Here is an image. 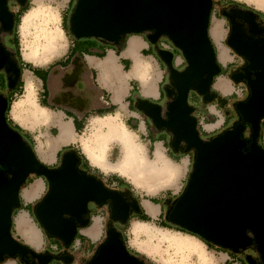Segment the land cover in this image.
I'll return each mask as SVG.
<instances>
[{
	"label": "water",
	"instance_id": "water-1",
	"mask_svg": "<svg viewBox=\"0 0 264 264\" xmlns=\"http://www.w3.org/2000/svg\"><path fill=\"white\" fill-rule=\"evenodd\" d=\"M25 1L19 0L21 5ZM211 12L212 0H74L67 27L74 39L95 38L116 44L122 42L124 35L155 30L146 39L155 45L154 53L161 64L170 70L168 84L176 96L168 105L167 120L161 119L160 107L150 101H139L137 107L154 121L156 129L167 128L174 133V147L183 142L186 151L193 149L195 153L194 171L185 190L170 207L167 219L200 233L207 242L234 252L253 246L264 264V149L257 142L260 120L264 118V40L256 38L264 35V29L259 28L250 12L233 14L237 22L228 45L247 58L255 79L249 82V98L236 104L242 123L202 140L196 131V121L189 118L193 109L188 107V96L190 91H195L210 101V86L220 73L209 29ZM14 23L15 17L9 13L6 0H0V24L11 32ZM244 25L248 26L247 31ZM162 34L168 35L173 48L186 56L190 67L183 74L172 69L174 53L157 45ZM79 60L80 57L74 58V72L71 68L65 75L68 86L77 80ZM5 68L10 73L6 76L7 89L13 90L21 69L10 61L9 53L0 44V69ZM7 109V98L0 94V262L5 257L26 254L43 264L56 259L52 255L36 254L11 235V213L20 207L19 189L30 173L50 182L49 192L38 205L36 215L45 231L66 240V246L76 233V225L64 216L74 218L81 227L86 226L90 201L103 205L109 200L111 219L120 222L127 221L129 206L138 208L132 198H124L106 189L94 177L79 173L77 157L71 150L63 153L57 170L38 165L31 144L8 124ZM244 123L251 128L249 150L241 138ZM247 229L254 232L255 238L245 235ZM107 233L108 239L90 264H139L124 250L116 228L110 226ZM245 261L257 264L249 255Z\"/></svg>",
	"mask_w": 264,
	"mask_h": 264
},
{
	"label": "clouds",
	"instance_id": "clouds-1",
	"mask_svg": "<svg viewBox=\"0 0 264 264\" xmlns=\"http://www.w3.org/2000/svg\"><path fill=\"white\" fill-rule=\"evenodd\" d=\"M71 0H27L21 5L19 0H6V6L13 16L19 17L18 23H14L12 31L8 32L0 24V44L7 53L16 55L17 49L10 47L8 40L15 37L19 45V60L26 65L22 69V89L15 93L5 113L6 118L23 133L31 137L30 145L38 165L52 168L60 165L59 149L49 152L48 139L59 138L52 135L48 127L50 120L57 116H63L67 123V112L72 111L76 119L82 121V128L75 130L73 119L74 138L63 144L62 147H73L83 160L87 162L90 171L89 176H95L101 184L111 191H128L132 199L140 208V214L130 215L126 222L111 219L112 211L107 205H99L90 201L89 211L85 218L88 223L84 228H90L95 221L104 223V232L95 240L90 241L96 249H99L108 239L107 225L111 222L118 226V231L123 238V248L127 254L139 264H227L222 257L227 255L220 250L219 245L209 247L206 239L198 232L167 220V202L173 201L183 193L186 181L194 168V151L188 153H172L171 143L175 139L173 132L164 129H156L154 121L142 112L138 107H133L131 99L139 101H151L161 109L162 120L168 119V105L171 100L161 102V85L171 83V72L167 66L160 67V61L156 56L146 55L151 48L149 38L155 32L144 30L140 33L130 34V38L144 39L145 47L140 49L138 60L130 57L129 64L124 65L125 53L129 48V41L120 44L109 42L106 51L97 55L95 52L84 53L80 56L82 74L74 87H64L61 81V91L57 97L71 93L73 100L80 98L86 102L82 111L69 107L67 104L42 102L40 93H36L35 100L29 99V94L36 88L35 73L33 80L24 78L32 69L48 70L58 64L74 46V38L65 29V13L68 11ZM236 4L242 5L241 11L251 10L258 14V23L264 24V0H236ZM23 9V10H22ZM217 9L221 14L217 15ZM223 5L220 0H212L211 22L223 26V40L226 42L231 26L228 17L224 16ZM247 25L245 30L247 31ZM160 39L173 43L171 38L162 34ZM264 40V35L256 37ZM167 48V45H165ZM229 53L232 49L225 43ZM115 57L118 64L114 68L106 63ZM246 60L242 56L231 54L228 62L223 64L228 68L229 64L242 67ZM190 67L186 56L181 52L172 58V69L178 74H183ZM147 74L149 87L146 89L141 76L133 74V69ZM73 67V72H74ZM238 67H233L231 72H236ZM231 72L227 77L223 74L215 79L227 78L231 80ZM0 73L7 74V70L0 69ZM87 77L91 89L87 86L83 91L79 85ZM232 88L228 96L216 93L210 101L201 97L198 106L188 107L193 110L189 118L196 121V131L200 138L206 140L205 133L209 137L213 133L225 130L228 113L225 111L224 100L229 106L237 101L248 99L247 85L243 82L231 81ZM106 85V86H103ZM212 92H216L215 80L210 86ZM135 93V96H133ZM119 94V102L113 99ZM190 95V93H189ZM234 97L235 99H229ZM149 123L153 127L149 128ZM160 137H166L167 142ZM219 138V136L217 137ZM26 143V141H25ZM83 166V165H82ZM32 184H24L20 187V207L13 209L11 221L13 226V239L23 243L32 251L43 254L49 251L48 236L34 216L36 205L48 194L49 187L45 177L30 173ZM118 177L127 188H121L118 183H109V178ZM39 185V195L24 199L23 194ZM150 204L156 210L150 213L145 205ZM95 209V212L91 210ZM245 235L255 238L251 229H247ZM83 242H72L64 246V252L72 257L71 264H90L95 255L87 254L88 245H84L85 251H81ZM52 251L59 255V250L52 247ZM251 253L261 264V254L255 249H241L237 255L246 257ZM232 258L229 257V260ZM4 264H20L19 258L4 261ZM56 264H64L57 259Z\"/></svg>",
	"mask_w": 264,
	"mask_h": 264
},
{
	"label": "crops",
	"instance_id": "crops-1",
	"mask_svg": "<svg viewBox=\"0 0 264 264\" xmlns=\"http://www.w3.org/2000/svg\"><path fill=\"white\" fill-rule=\"evenodd\" d=\"M72 2H73V0H71V3ZM69 10H70V5L68 8V11ZM68 11L66 13H68ZM210 31L212 32L211 35L213 36V38H215L217 40L219 38L220 25L214 23L211 26ZM122 41H129V48H128L127 52L124 54L126 58L123 60L124 65L127 66L129 64V59L127 57H130L133 61H137L139 58L138 53H139L140 49L145 47V43H144V39L135 38V37L130 38V36H128V35L123 36ZM108 44L109 43H106L104 41H100V40L95 39V38L74 39L73 40L74 46L70 49L68 55L63 60L59 61L58 64L53 65V67L48 69V70L37 69V72H35V77L39 78L38 80L35 81V83H36V88L34 89L35 98H36V93L39 92L40 89L42 88V92L40 93V98H41L42 102L47 104V103H49L50 100H52L56 104H62V103L67 104L71 108H75L78 111H82L86 105V102L81 100L80 98H75V100H73L71 93L64 94L60 97H57V93H59L61 91V81H62V84L64 87H74L76 85V83L79 81L80 76L82 74V65H80V60L77 61V80L75 81V83L72 86H68L64 82L65 75L67 73H70L71 68L74 67L72 65V61L74 60V58L80 57L84 53L91 54V53L95 52V54L101 55L106 51V45H108ZM216 45H217L216 49H218V47H220L219 48L220 52H219V57H218V63H220L223 66V64L228 62V59H229V56L231 55V53H229L228 50L222 46V39H220ZM146 55L156 56L155 53L151 50V48H150L149 52L146 53ZM112 60H113V64H114V66L113 65L112 66L115 68L116 65L118 64V61L115 57H112ZM24 65L25 64H22L21 69L24 68ZM229 65H231V64H229ZM160 67H161V62H160ZM134 71H135L134 72L135 75H139L143 78L145 88L147 89L149 87V81L147 78V74H145L144 72H140L138 69L134 70ZM31 73H32V71H30L29 73H26L24 78L25 79L29 78V79L33 80V76ZM21 74H22V70H21ZM21 74H20V78H19V81H20L19 86L17 88L15 86V88L13 90H8V89L6 90V88L4 86L3 92L4 93L6 92L5 97L7 99L12 100L14 94L19 92L22 89L23 84L21 81ZM224 77H226V76H224ZM215 85H216V92L222 93L226 97L228 96V93L231 91V88H232V83L227 78H221L219 80L215 79ZM86 86L89 89H91V84L89 83L88 78L84 77L83 83H81L79 85V88L81 89V91H83ZM103 86H106V85H103ZM163 87H164V85H161V89H163ZM133 96H135V93H133ZM113 99L115 101L119 102V99H120L119 94H117V96H114ZM164 101H166V99L163 98L162 91H161V102H164ZM130 102L134 108L138 106V103L135 99H131ZM194 104H196V102H194ZM228 111L229 112H227V113L229 114L228 115V119H229L234 115V113L230 109ZM67 117L70 118V119H68L67 123L64 122L65 118L63 116H57V117H54L50 120L48 127L51 129L52 135H56L57 130H58L59 138L54 140V141L51 140L50 137L47 138L48 139L47 149L49 152L54 153L55 151L62 148V150L59 151V160H61V157L65 151L71 150L76 155V157H78L80 159L81 163H83V165L85 166V168L89 172L90 169L87 167V162L83 160V157H81L79 155V153L73 147H62L63 144H65L67 141L74 138L73 119L75 120V130H80L82 128V121L80 119H76L75 114L72 111L67 112ZM226 124H227V121H226ZM226 124H225V130L228 129V128H226ZM152 127L153 126L151 125V123H149V128L151 129ZM60 133L62 135L64 134L62 139H61ZM220 133H222V132H220ZM220 133H214L213 135L220 134ZM23 134L28 138L30 143H32L31 137L28 136L26 133H23ZM160 138L165 140V142H167L166 137H160ZM188 152H191V151L190 150L189 151L183 150L182 152H179V153H188ZM170 154H174V153H170ZM116 178H118V177H116ZM114 182L118 183L117 180H114V181L109 180V183H114ZM32 183H33L32 178H30L28 180L26 179L25 184H32ZM120 183L122 185H125L124 182L121 180H120ZM38 195H39V185L35 186L32 190L25 192L23 194L24 199L34 198ZM20 205H21V198H20ZM145 208L150 213H154L156 211L152 207V205H150V204H146ZM93 212H95V211H93ZM102 225H103V222L98 220V221H95L90 228H81L80 229V231H79L80 236H78V239H76L74 242H81V241L83 242L81 244V251H85L84 245H88L87 254L90 255L93 253L94 249H96V248L94 245H91L89 242L92 240H95L97 237H99L102 234V229H103ZM50 249H52V248H49V250ZM7 259H9V258H7ZM70 263H71V261L69 262V264ZM2 264H4V262ZM53 264H56V263H53Z\"/></svg>",
	"mask_w": 264,
	"mask_h": 264
},
{
	"label": "flooded vegetation",
	"instance_id": "flooded-vegetation-1",
	"mask_svg": "<svg viewBox=\"0 0 264 264\" xmlns=\"http://www.w3.org/2000/svg\"><path fill=\"white\" fill-rule=\"evenodd\" d=\"M221 3H222V1H220ZM223 5V15L224 16H226V17H228V19H229V23H230V26H231V31H232V27H233V25L234 24H236V22H237V19L236 18H234L233 17V14H244L245 12H250V13H252V14H254V18H253V20L258 24V26H259V28H261V29H264V24H260V23H258V20H259V16H258V14H256V13H254V12H252V11H249V10H247V11H241L240 9H241V7L240 6H238V5H233V4H222ZM221 13V12H220ZM245 15V14H244ZM232 16V17H231ZM245 26V25H244ZM231 31H230V34H231ZM230 34H229V36H230ZM165 40V39H164ZM228 40H229V37H228V39H227V41H226V44L228 45ZM165 42H166V44H162V43H159L158 45H161V46H159L161 49H165V50H168V51H171V52H173L174 53V55H180V54H176V52L175 51H177L176 49L174 50V48H173V46L169 43V41L168 40H165ZM151 50L154 52V44H152L151 43ZM165 45H167V48L165 47ZM228 47H230L229 45H228ZM231 48V47H230ZM232 49V48H231ZM231 54H235V55H237V56H242V55H239V54H237V52L234 50V49H232V53ZM242 57H244V56H242ZM245 58V57H244ZM245 60H246V63H245V65H243L242 67H240V66H238V65H229L228 66V68L227 69H224V67L220 64V63H218V65L220 66V73L221 72H223L224 74V76H228V74L231 72V69L233 68V67H238V70L236 71V72H231V80H229L230 82L231 81H236V82H243L245 85H247V92H248V98H249V96H250V88H249V82L250 81H252V80H254L255 79V75H254V71L252 70V69H250L249 68V65H250V62L247 60V58H245ZM11 61V60H10ZM12 63H17L18 64V66L20 67V65H19V63L17 62V61H11ZM8 74H10V73H7V74H4L3 76L5 77V76H7ZM168 93H170V96H168ZM216 93L217 92H210V95L212 96L211 97V100L214 98L213 96H216ZM175 94V90L173 89V88H171V86H169V84L167 83V86H164L163 87V89H162V95H163V98H165L166 100H171V102L175 99V96H176V94ZM196 97H197V102L199 101V102H201V97H203V96H200V95H195ZM246 101V100H245ZM245 101H237L234 105H232V106H229L228 105V103L226 102V101H224V100H222L221 101V104H222V106L225 104V111L226 112H229L228 110L230 109L233 113H234V115H236V113H238V111H237V109H236V104L237 103H239V102H245ZM207 102V101H206ZM240 119H241V116H240ZM239 123H242L241 122V120H239L238 119V121H236L235 122V124L233 125V126H235V125H237V124H239ZM244 126H245V129H244V131H247L248 132V134L250 133V136H251V128H250V126L247 124V123H244ZM243 131V132H244ZM243 134V133H242ZM242 134H241V138H242ZM200 136V135H199ZM245 141H246V147H245V149L246 150H249V146H250V141H251V137H250V141H247V139H244ZM173 142V141H172ZM186 143H183V142H181V143H179L176 147H174L173 145H172V143H171V149H172V153H176V152H182L183 150H186ZM189 151V150H188ZM190 151H194L193 149H190ZM83 163H81V161H80V159L77 157V163H76V169L79 171V173H84V174H87L88 173V170L85 168V166L83 165ZM49 169H53V170H57V169H59V166H57V167H52V168H49ZM89 176V175H88ZM92 177H94V176H92ZM96 180H98V181H100L98 178H96V177H94ZM47 180V179H46ZM47 184H48V187H49V189H50V182L47 180ZM106 188V187H105ZM122 188H127V187H124V186H122ZM106 189H108V188H106ZM109 190V189H108ZM111 191V190H110ZM49 192V191H48ZM115 192H118V193H120L124 198H132V195H131V193L130 192H128V191H124V192H121V191H115ZM45 198V197H44ZM178 199V198H177ZM176 199V200H177ZM175 200V201H176ZM43 200H41L37 205H36V207H35V210H34V216H35V218L38 220V218H37V215H36V209H37V207H38V205L42 202ZM174 203L175 202H173V201H168L167 202V208H166V214L168 215V213L170 212V207L171 206H173L174 205ZM103 205H107L108 206V208L109 209H111L110 208V201L108 200L105 204H103ZM89 208H90V205H89V203L87 204V210L89 211ZM92 212L93 211H95V209H92L91 210ZM140 212H141V210H140V208L138 207V208H134V207H132V206H129V212H128V217L130 216V215H133V214H140ZM64 218H66V219H69V220H71V221H73L74 223H75V225H76V228H75V230H76V233L74 234V236H73V239L71 240V243L72 242H74L76 239H78V236H80L79 235V231H80V229L81 228H84V227H81L80 225H79V223L74 219V218H72V217H70V216H64ZM168 220V219H167ZM38 222L41 224V222L38 220ZM41 226H42V224H41ZM110 226H113L114 228H116L117 230H118V226H114L111 222H109L108 223V225H107V228H109ZM43 227V226H42ZM46 234H47V236H48V242H49V246H50V248H52V247H54L55 249H57V250H59V255H57L56 253H54L53 251H51V250H49L48 251V253H43V254H41V255H52L53 257H55L56 259H52V261L51 262H53V261H57V259H61V260H63L64 261V264H67V261H71V257H69L65 252H64V246H65V241L66 240H64V239H62V238H59V237H56V236H52V235H50V234H48L47 232H46ZM120 237H121V235H120ZM20 244H22V245H24L23 243H21V242H19ZM70 243V244H71ZM69 244V245H70ZM249 248H251V249H254V247H249ZM248 248V249H249ZM30 249V248H29ZM96 250L97 249H95V251H94V253L96 252ZM233 254H235V253H238L239 251H237V252H234V251H232V250H230ZM36 253V252H35ZM36 254H38V253H36ZM249 256H252L253 257V259L255 260V261H257V259L256 258H254V256L251 254V253H249L248 254ZM247 255V256H248ZM95 256V255H94ZM19 258V260H20V264H43V261H40L38 258H35V257H33L32 255H30V254H26V255H24V256H22V255H16L14 258ZM7 259V257H5L4 258V260L1 262V264L5 261ZM51 262L49 263V264H51Z\"/></svg>",
	"mask_w": 264,
	"mask_h": 264
},
{
	"label": "rangeland",
	"instance_id": "rangeland-1",
	"mask_svg": "<svg viewBox=\"0 0 264 264\" xmlns=\"http://www.w3.org/2000/svg\"><path fill=\"white\" fill-rule=\"evenodd\" d=\"M220 1H222V3L221 4H233V5H238V4H236V0H220ZM27 2V0L25 1V3ZM24 3V4H25ZM23 4V5H24ZM72 4H73V2L70 4V9H71V7H72ZM238 6H240V7H243L242 5H238ZM249 11H251V10H249ZM69 12H70V10L68 11V13H65V29L67 30V18H68V14H69ZM212 13V12H211ZM216 14L217 15H220L221 13H220V10L219 9H217V11H216ZM211 20V19H210ZM214 24V22H210V28L209 29H211V26ZM212 34V32L210 31V35ZM69 35L72 37V35H71V33L69 32ZM125 36V35H124ZM128 36H130V35H128ZM212 36V35H211ZM212 38H213V36H212ZM211 38V39H212ZM146 39V38H145ZM220 39H222V46L224 47V45H225V41L223 40V26H221L220 25V32H219V38L216 40L215 38H213L212 39V43H213V45H214V48L216 49V47H217V43H218V41L220 40ZM217 41V42H216ZM7 43H8V45L11 47V43L9 42V41H7ZM159 43H162V44H166V42H165V40L164 39H160L159 41H158V43H157V45L159 44ZM158 46H161V45H158ZM220 47H218V49H216V53H217V55H218V57H219V52H220V49H219ZM225 48V47H224ZM227 49V48H226ZM175 50V49H174ZM176 52V54H180L178 51H175ZM9 57H10V60L11 61H16V59H15V56H13L12 54H10L9 53ZM220 59V58H219ZM218 62V61H217ZM163 65L161 64V67H162ZM164 67V66H163ZM162 67V68H163ZM146 74V73H145ZM4 75V73H0V94H2L3 96H6V92L4 93L3 92V90H4V86H5V88H6V90H7V80H6V76L4 77L3 76ZM2 79H3V84H2ZM164 86H167V84L166 85H164ZM197 94V92H195V91H190V95L188 96V103H191V105L192 106H198L201 102H196V104H194V102H193V100H190L194 95H196ZM175 95V94H174ZM197 95H199V94H197ZM117 96V95H116ZM230 99L232 98H234V97H229ZM235 99V98H234ZM238 119L239 120H241L240 119V114H239V112L238 113H236V115H233L231 118H229L228 120H227V124H226V128H231V127H233V125L235 124V122L236 121H238ZM262 137H261V141H262V147L264 148V127H263V129H262ZM260 132V133H261ZM214 134V133H213ZM213 134H211V136L210 137H212V136H214ZM199 135H200V133H199ZM205 135V137L207 138V139H209L210 137H209V134H207V133H205L204 134ZM250 133L248 134V132L247 131H244L243 132V134H242V138L243 139H247V141H250ZM192 152V151H191ZM49 168V167H48ZM28 179H30V176H28L27 177V180ZM187 181H188V179H187ZM187 181H186V184H187ZM186 187V186H185ZM121 188H122V186H121ZM185 190V189H184ZM103 229H102V233L104 232V223H103ZM220 247V246H219ZM253 247V246H252ZM248 249V248H247ZM51 251H52V249H50ZM98 250V249H97ZM97 250H96V252H97ZM220 250H222V251H224L225 253H227V255H225L224 257H222V260L223 261H226L227 262V264H247L246 263V261H245V257H241V256H239V255H237V253H235V254H233L231 251H229V250H227V249H224V248H220ZM94 251H95V249H94ZM93 251V252H94ZM96 252H95V254H96ZM46 253H48V252H46ZM92 254H90V256H91ZM69 256V255H68ZM69 257H71V256H69ZM94 257V256H93ZM92 257V258H93ZM229 257H231L232 259L231 260H229ZM8 258V257H7ZM14 258V257H13ZM71 260H72V257H71ZM53 263H56L55 261H53V262H51V264H53ZM0 264H1V262H0ZM69 264V263H68ZM71 264V263H70Z\"/></svg>",
	"mask_w": 264,
	"mask_h": 264
},
{
	"label": "trees",
	"instance_id": "trees-1",
	"mask_svg": "<svg viewBox=\"0 0 264 264\" xmlns=\"http://www.w3.org/2000/svg\"><path fill=\"white\" fill-rule=\"evenodd\" d=\"M74 1V0H73ZM23 6V5H22ZM23 10V9H22ZM15 17V23H18V21H19V17H18V15L17 16H14ZM67 31L68 32H70L69 31V29H68V27H67ZM86 39H88V38H86ZM11 44V47H14V48H16L17 49V52H16V55H15V59H16V61L19 63V65H20V69H21V67H22V64H24L23 63V61L22 60H19L18 58H19V45H18V40L15 38V37H13L12 39H10V40H8ZM24 67H26V65H24ZM224 69H227V68H224ZM22 70V69H21ZM32 72H37V69H32L31 70ZM221 74H224L223 72H221V73H219V74H217L214 78H213V81L215 80V78L217 77V76H219V75H221ZM19 82L20 81H18V83H17V85H16V88L19 86ZM213 83V82H212ZM2 84H3V79H2ZM230 99V98H229ZM232 99V98H231ZM234 99V98H233ZM190 100H193V102H197V97L194 95ZM7 101H8V107H9V105H10V103H11V100L10 99H7ZM7 122H8V124L10 125V126H12L15 130H17L23 137H24V139L28 142V143H30V141L28 140V138L22 133V131H21V129H19L18 127H16L15 125H11V122L7 119ZM260 123H261V131H262V129H263V127H264V118H261V120H260ZM261 137H262V132L260 133V135H259V137H258V140H257V142H258V144L260 145V147L261 148H263L262 147V141H261ZM31 144V143H30ZM264 149V148H263ZM109 180H111V181H114V180H117V182H118V184L120 185V187L121 186H124V187H127L126 185H122L121 183H120V180L118 179V178H116V177H111V178H109ZM11 235L13 236V226L11 227ZM121 240L123 241V238H122V236H121ZM208 244H209V247H215V246H217V245H214V244H212V243H210V242H208ZM219 248H221V247H219ZM225 249V248H224ZM227 250H229V249H227ZM230 251V250H229Z\"/></svg>",
	"mask_w": 264,
	"mask_h": 264
},
{
	"label": "bare ground",
	"instance_id": "bare-ground-1",
	"mask_svg": "<svg viewBox=\"0 0 264 264\" xmlns=\"http://www.w3.org/2000/svg\"><path fill=\"white\" fill-rule=\"evenodd\" d=\"M106 63H109V64H111V65L114 66L112 58H110V60H109L108 62H106ZM137 69H138V68H134V70H137ZM134 70H133V74H134V72H135ZM26 80L31 81V79H29V78H26ZM29 99H30V100H35V92H34V89H33V91L29 94ZM60 134H61V133H60ZM63 136H64V134H63V135L61 134V139L63 138Z\"/></svg>",
	"mask_w": 264,
	"mask_h": 264
}]
</instances>
